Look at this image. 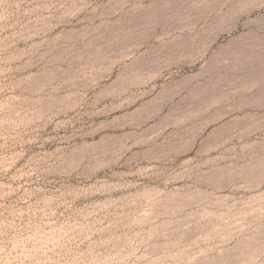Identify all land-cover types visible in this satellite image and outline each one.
<instances>
[{
    "label": "rangeland",
    "instance_id": "rangeland-1",
    "mask_svg": "<svg viewBox=\"0 0 264 264\" xmlns=\"http://www.w3.org/2000/svg\"><path fill=\"white\" fill-rule=\"evenodd\" d=\"M0 264H264V0H0Z\"/></svg>",
    "mask_w": 264,
    "mask_h": 264
}]
</instances>
